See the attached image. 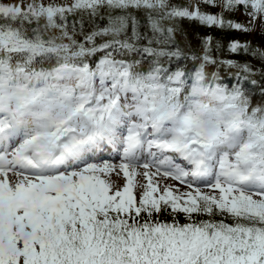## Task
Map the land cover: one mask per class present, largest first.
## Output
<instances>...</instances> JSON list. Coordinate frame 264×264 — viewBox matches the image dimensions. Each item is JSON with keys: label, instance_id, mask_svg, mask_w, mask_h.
I'll use <instances>...</instances> for the list:
<instances>
[{"label": "snow or ice", "instance_id": "1", "mask_svg": "<svg viewBox=\"0 0 264 264\" xmlns=\"http://www.w3.org/2000/svg\"><path fill=\"white\" fill-rule=\"evenodd\" d=\"M0 264H264V0H0Z\"/></svg>", "mask_w": 264, "mask_h": 264}]
</instances>
